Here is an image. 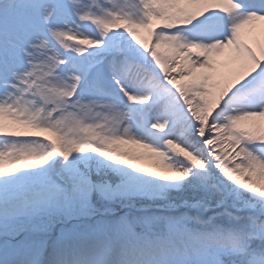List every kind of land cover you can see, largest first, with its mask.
<instances>
[{
	"label": "snow or ice",
	"instance_id": "1",
	"mask_svg": "<svg viewBox=\"0 0 264 264\" xmlns=\"http://www.w3.org/2000/svg\"><path fill=\"white\" fill-rule=\"evenodd\" d=\"M257 38L264 0H0V140L23 142L0 150V264H264ZM119 170L254 200L222 198L233 223L210 230L92 221Z\"/></svg>",
	"mask_w": 264,
	"mask_h": 264
},
{
	"label": "rangeland",
	"instance_id": "2",
	"mask_svg": "<svg viewBox=\"0 0 264 264\" xmlns=\"http://www.w3.org/2000/svg\"><path fill=\"white\" fill-rule=\"evenodd\" d=\"M238 102L241 101L238 100ZM185 127L187 126L181 125L179 128H173L172 131L167 132L166 134L171 136L174 133V135L177 137L182 132L181 128ZM141 131L146 132L145 129H141ZM148 134L152 137L149 139V141L163 138L159 133L148 132ZM76 163L86 167L95 163L97 169H104L108 167L106 162L100 160L94 154H85L84 156L80 157ZM127 171L128 170H119L111 172L109 174V179L105 183L107 186L109 185L111 187L118 186L119 183L127 179ZM136 175L139 178V182H143L148 188H151L152 185L150 186L149 184L150 177L139 174ZM206 179L207 178L198 180L193 178L187 182H183L180 185H173L172 187L165 185L162 188L159 187L158 189H150L151 191H144L143 189H145V187L142 188L143 186L140 184V189L138 188V191L136 188H130V191H125L119 195L114 193L102 195L97 191L93 194L91 199L94 207L98 209V212L94 217L91 218V220H104L114 224H122L127 222L128 224L133 225L137 232L143 231L145 229L151 230L153 232H162L166 231L170 225H175L190 231L210 230L214 227H227L233 222L228 216L224 214L223 211L217 215L209 214L206 218L202 219V221L201 218H198L197 216H190L186 214L185 211L183 213L174 214L171 216L166 214L161 215L153 211L150 213H133L130 211H123L124 213L122 215H116L110 217L109 219L100 216L102 214L112 215L113 212L120 213V211L124 209L122 206L126 202H132L138 206H141V204H146L152 207L149 210L154 208L172 209L176 205L184 206L195 202H199V204H201L204 208L205 206H213L212 204H209L208 201L210 202L216 199L220 201L225 197L226 192L217 190L216 187L205 183L204 181ZM144 180H146V182H144ZM155 182L159 184L160 180H156ZM233 190H231V199L241 200L243 202H248L251 200V202H253L254 198H250L248 193L236 188H233ZM76 222L77 221L75 220H69L68 224L71 225L72 223Z\"/></svg>",
	"mask_w": 264,
	"mask_h": 264
},
{
	"label": "bare ground",
	"instance_id": "3",
	"mask_svg": "<svg viewBox=\"0 0 264 264\" xmlns=\"http://www.w3.org/2000/svg\"><path fill=\"white\" fill-rule=\"evenodd\" d=\"M244 31H248V29H245ZM143 35V33H141ZM247 43H249L250 46L253 47L254 51H257L258 53L261 51V49H264V40H261L259 38L257 39H254V40H246ZM238 100H240L241 102H238ZM254 98H251V99H248V95L245 93V94H242L238 97H234L232 101L229 102V106H228V110H231L232 108H236V109H242V108H245V107H250V106H254ZM241 104H243V106H241ZM173 128H177L175 125H172L171 126V130ZM182 132L180 133L179 136H177L178 139L182 140L183 142L185 143H191L192 141L190 140V137L192 135V129H191V126L188 125L187 127L185 128H181ZM169 131V132H170ZM172 134V133H170ZM174 135V133L172 134ZM145 139H150L152 138L148 132L146 133V135L144 136ZM13 143L16 144V146H19L21 143L23 142H4L2 140H0V150H4V149H7L11 146H13ZM107 163V162H106ZM51 167L55 168V169H60L62 167V164L59 160H56L52 163ZM126 175H127V179L122 181L121 183H119L118 186L116 187H111L108 185V187L111 189V192L110 193H114V194H120V193H123L125 191H130V188L131 189H135L138 191V188L140 189V184L143 186L142 188L145 187V189H143L144 191H151L150 189H158L159 187L162 188L163 186L165 185H169V186H173L172 184H168L166 182H163V181H160L159 184L156 181L155 178H152L150 177V180H149V184L151 186V188H148L143 182H139V178L138 176L136 175V173H133L131 172V170H128L126 172ZM144 182H146V180H144ZM233 190V188L231 189ZM228 191L226 192L225 194V197H231L232 196V192ZM234 191V190H233ZM143 192V191H142ZM248 203H251V202H248ZM124 209V211H130V212H133V213H137L135 211H148L149 209H151L152 207L146 205V204H141V206H138L136 205L135 203H132V202H126L123 206H122ZM217 207V206H216ZM215 207V208H216ZM179 207L177 208H173V209H168L169 211L171 212H174V210L178 209ZM188 211H193V213H196L197 215H204V213L206 211H209L213 208L209 207V206H205L202 207L201 204H199V202H195V203H191L189 206H188ZM180 210L183 211L182 207L179 208ZM122 211V210H121ZM113 212L112 214H115V215H122L124 212ZM208 213V212H207Z\"/></svg>",
	"mask_w": 264,
	"mask_h": 264
},
{
	"label": "water",
	"instance_id": "4",
	"mask_svg": "<svg viewBox=\"0 0 264 264\" xmlns=\"http://www.w3.org/2000/svg\"><path fill=\"white\" fill-rule=\"evenodd\" d=\"M182 207V209L184 210L185 208H186V205H184V206H180V208ZM142 211V210H141ZM140 211V212H141ZM152 211L153 212H155V213H161V214H167V215H171L172 213H171V211H169V210H166V209H161V208H154V209H152ZM221 211H223V207L222 206H217L216 208L214 207L213 209H211V210H209L208 211V215L209 214H211V215H217V213H219V212H221ZM180 212H183L182 210H179V211H177V210H175V212L174 213H180Z\"/></svg>",
	"mask_w": 264,
	"mask_h": 264
},
{
	"label": "trees",
	"instance_id": "5",
	"mask_svg": "<svg viewBox=\"0 0 264 264\" xmlns=\"http://www.w3.org/2000/svg\"><path fill=\"white\" fill-rule=\"evenodd\" d=\"M179 201H180V200H179ZM217 201H218V199H216V200H212V201H210V202L208 201V203H209V204H212V205H216Z\"/></svg>",
	"mask_w": 264,
	"mask_h": 264
}]
</instances>
